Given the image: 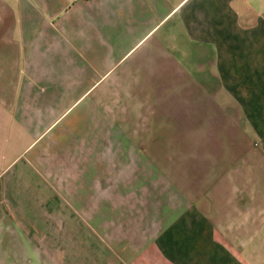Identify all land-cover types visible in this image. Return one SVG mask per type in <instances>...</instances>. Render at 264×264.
Instances as JSON below:
<instances>
[{
  "label": "crops",
  "instance_id": "crops-1",
  "mask_svg": "<svg viewBox=\"0 0 264 264\" xmlns=\"http://www.w3.org/2000/svg\"><path fill=\"white\" fill-rule=\"evenodd\" d=\"M0 264H264V0H0Z\"/></svg>",
  "mask_w": 264,
  "mask_h": 264
}]
</instances>
